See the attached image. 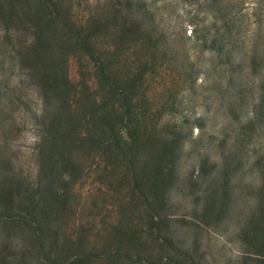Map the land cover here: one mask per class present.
I'll return each instance as SVG.
<instances>
[{
  "label": "rangeland",
  "instance_id": "obj_1",
  "mask_svg": "<svg viewBox=\"0 0 264 264\" xmlns=\"http://www.w3.org/2000/svg\"><path fill=\"white\" fill-rule=\"evenodd\" d=\"M111 2L126 19L138 20L141 38L135 39L148 47L143 56L151 51L147 58L155 70L150 68L147 80L153 110L146 125L178 141L174 170L163 200L149 196L146 204L124 173L102 169L100 156L77 159L84 168L72 172L60 212L45 218L43 251L84 252L93 264H105L101 255L115 251L120 264H142L125 261L127 254L148 257L150 264H254L245 258L239 233L254 211L252 137H246L243 177L236 148L240 121L254 109L258 71L264 73V0H64V9L71 23L92 26L98 7ZM25 27L0 19V191L13 192L19 181L20 189L40 199L36 112L52 107L18 54L31 37ZM8 28L17 31L16 38ZM72 51L68 73L77 82L88 77V58ZM225 155L231 194L226 212L220 205ZM208 199L214 212L206 209ZM2 205L0 214L6 211ZM148 205L159 216L155 228ZM24 227L0 218V264L43 263L35 236Z\"/></svg>",
  "mask_w": 264,
  "mask_h": 264
},
{
  "label": "trees",
  "instance_id": "obj_2",
  "mask_svg": "<svg viewBox=\"0 0 264 264\" xmlns=\"http://www.w3.org/2000/svg\"><path fill=\"white\" fill-rule=\"evenodd\" d=\"M67 14L64 0H0V19L4 23L15 27L26 24L31 37L18 54L44 91V99L51 104L49 108L52 107L36 112L41 120L36 151L43 173L37 181L40 187L44 183L41 197L38 199L28 189H20L22 183L15 181L13 192L0 191V202L6 205H2L6 211L0 218L8 224H22L24 231L35 236L34 244L42 264H93V256L84 252L60 255L43 251V241L49 232L45 218L60 212L68 197L72 172L84 168L77 159L100 156L102 169L124 173L148 204L149 198L163 200L179 147L176 139L149 130L146 125L153 110L148 106L147 77L151 75L150 68L152 72L155 69L147 58L151 51L143 56L142 50L148 47L142 40H136L141 38L138 20L126 19L121 7L112 2L98 7L92 26H77ZM9 28V35L16 38L17 31ZM72 48L88 58V77L77 82L68 73L67 53L72 54ZM253 93L254 109L251 117L240 121L236 152L243 177L248 160L246 146L250 144L246 137L251 136L254 141L251 166L257 181L251 186L254 211L239 233L247 250L245 258L254 264H264V73L261 69ZM223 165L220 205L226 212L231 203L228 155ZM206 209L214 212L211 199L207 200ZM147 211L153 228L157 227L158 213L149 205ZM118 257L116 251L101 255L105 264H120ZM159 257L173 262L168 255ZM124 260L150 264V259L141 254H127Z\"/></svg>",
  "mask_w": 264,
  "mask_h": 264
}]
</instances>
